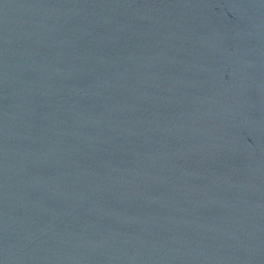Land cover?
Here are the masks:
<instances>
[{
  "label": "water",
  "instance_id": "1",
  "mask_svg": "<svg viewBox=\"0 0 264 264\" xmlns=\"http://www.w3.org/2000/svg\"><path fill=\"white\" fill-rule=\"evenodd\" d=\"M0 264H264V0H0Z\"/></svg>",
  "mask_w": 264,
  "mask_h": 264
}]
</instances>
